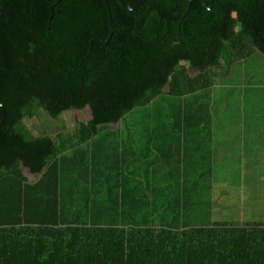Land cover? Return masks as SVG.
Instances as JSON below:
<instances>
[{"label":"trees","instance_id":"obj_1","mask_svg":"<svg viewBox=\"0 0 264 264\" xmlns=\"http://www.w3.org/2000/svg\"><path fill=\"white\" fill-rule=\"evenodd\" d=\"M210 1L106 0L103 46L102 0H0V264H264V227L203 196L217 69L264 56V0ZM85 107L74 145L22 125Z\"/></svg>","mask_w":264,"mask_h":264},{"label":"rangeland","instance_id":"obj_2","mask_svg":"<svg viewBox=\"0 0 264 264\" xmlns=\"http://www.w3.org/2000/svg\"><path fill=\"white\" fill-rule=\"evenodd\" d=\"M239 29L236 27L235 32H238ZM229 52L231 53L232 57L231 59L234 61L236 55H234L235 51L233 49H229ZM256 57L254 59H249L246 61V64H243L242 62L238 64L233 65H227L225 61H220V67L217 69V72L219 73V76L217 80H215V84L219 85L221 83H225L226 86L216 87L222 88V89H232L230 92L235 93L240 91L244 86L252 85L254 87H261L264 88V65L262 66L261 59H264V56L261 55H255ZM261 56V57H260ZM260 58V61H259ZM180 66L183 67L186 70V73L189 76H196L197 71L190 68V65L188 63H180ZM259 71L260 75L258 72ZM227 70V71H226ZM226 73V74H225ZM253 73H258L256 75H253ZM231 77V78H230ZM258 78V79H257ZM214 80V79H213ZM259 82V83H258ZM258 83V84H257ZM232 88H224L227 86H233ZM219 92L215 93V97L219 96ZM238 95H232L231 99L235 101V103H240V100L237 101ZM243 97V96H240ZM248 96H246L247 98ZM222 105L227 110V102L226 100H223ZM253 118L257 117L254 113L256 111L250 110ZM261 111V112H260ZM264 111V105L260 107V109L257 110V115L262 113ZM210 112H213L212 108L210 109ZM37 114H34L31 118H25L22 121V125H24L25 129L32 135V137H39L41 135H47L49 134V138L54 142L57 141V136L59 135L62 140H69V145H74V140L77 139V128L78 125L81 123H86L91 119V113L88 107H85L82 110H70L62 113L57 119L53 120L50 119L41 109L37 110ZM263 114V113H262ZM134 114V112L132 113ZM122 121H119L117 124H110L109 128L111 130L121 129L122 128ZM219 130L220 138L217 137V135H214L215 140V148L218 150L219 146L221 144H226V146H229L231 149V153L229 154L231 156V159H235V162L230 165V167L224 165L222 168L220 166H217L213 169V172L211 173V180L207 182V189L206 192L203 193L204 199L209 200L211 207H215L216 210L221 211L224 206H228L229 204V211L228 213H231L233 218H237V214L240 212V204L243 202L244 199L248 197V193L252 188L257 189V186L264 187V171L260 175L257 173H246L245 176L237 175V171L246 168L247 166L253 167V162H244L242 158H237L242 155L241 151L239 150L238 143L234 142V140H240V134L238 131L240 130V127L236 128V133H233L234 127H217ZM247 130H253V137L258 138L261 135V141L264 143V134H260L257 132L259 127H249L246 128ZM73 141V142H71ZM217 154V152H216ZM107 155V154H106ZM108 156V155H107ZM88 158V157H87ZM111 161H113L114 157L110 156ZM224 160L226 163V159H228V156L223 154L222 152L217 155V158L212 159V161L215 160V164L219 165L221 164L220 161ZM259 160V159H258ZM257 158H254L253 161H256V164H259V161ZM108 162V161H107ZM255 164V165H256ZM245 165V167H244ZM110 166V165H108ZM112 166V165H111ZM82 168L78 167L76 168V172H82L80 171ZM23 174L26 176L28 182H35L39 176L37 175H31L27 172V170L23 169ZM116 173V172H115ZM219 173H222L221 175ZM75 180V176H74ZM244 180H247V182H243ZM243 183H242V182ZM214 188V189H213ZM229 188H232L229 190ZM214 191V192H213ZM244 191L246 192L244 194ZM242 198V201L240 202V197ZM251 198H248L245 200L243 205H246V203ZM214 203V205H213ZM247 210V207L246 209ZM215 212V221L218 222V212ZM245 212V211H244ZM214 218V217H213ZM246 220V217H241L240 221L243 222ZM212 222V219H211ZM229 223V222H225Z\"/></svg>","mask_w":264,"mask_h":264},{"label":"crops","instance_id":"obj_3","mask_svg":"<svg viewBox=\"0 0 264 264\" xmlns=\"http://www.w3.org/2000/svg\"><path fill=\"white\" fill-rule=\"evenodd\" d=\"M263 57V55H262ZM262 66L264 65V59H261ZM218 85H215L214 89ZM235 95H238L237 101L240 100V103H235L234 100L231 99V97H228L226 99L227 102V110L225 111L223 105L221 102L217 103L216 105H212V122H211V142H210V153H211V169L213 172V169L217 166H222L226 165L230 167L231 164L235 162V159H231V156L229 155L231 153V149L229 146H226V144H221L216 150L215 148V138L214 135H217L218 138H220L219 130L217 129V132L215 131L217 127H234L235 129L233 130V133H236V128L240 127V130L238 133L240 134V140H234V142H239L238 143V148L241 151L242 155L237 158H242L244 162H253L254 166L250 167L247 166L244 169L238 170L236 173L237 175L240 176H245L246 173H257L260 175L264 171V143L261 141V135L258 138H254L252 133L253 130H247L246 128L249 127H259L257 130L258 133L264 134V111L257 115V110L260 109L261 106L264 105V88L261 87H254V86H244L240 91L235 93H232ZM220 96L223 95V93L219 94ZM243 96V97H240ZM246 96L247 99H246ZM225 100V98L223 99ZM256 111L254 113L257 117L253 118V115L251 111ZM261 112V111H260ZM123 126V124H122ZM153 127V126H151ZM159 134H154V135H149L148 139L153 140L152 144L157 147L161 143L160 141H157V138ZM171 144V143H170ZM153 145H150V150L154 151L156 150ZM134 146V145H133ZM168 150H171L169 147ZM196 150V149H195ZM134 151V150H133ZM200 151V150H199ZM217 152V154H216ZM222 152L225 154V156H228V159L225 161L222 159L220 161V165L215 164V160L212 161V159L217 158V155ZM198 153V151H196ZM157 155V154H156ZM195 152L194 155L192 156V159H195ZM254 158H257L259 161V164H256V161H253ZM256 164V165H255ZM245 167V165H244ZM211 172V173H212ZM220 175L222 173H219ZM37 181V180H36ZM242 182V181H241ZM243 182H247V180H244ZM242 182V183H243ZM214 189V188H213ZM232 188H229V190ZM214 192V191H213ZM246 192L244 191V194ZM240 197V202L242 201L241 196ZM251 198L246 205H243L246 199ZM243 200V202L240 204V212L237 214V218H233L231 213H228L229 211V204L227 203L228 206H224L221 211H217L215 207H212L211 210V219L213 223L216 224H229L233 226H238V227H245V226H261L264 227V187H259L257 186V189L252 188L250 192L248 193V197ZM214 205V203H213ZM247 207V210H245ZM218 212V217L219 220L216 222L215 219V212ZM245 211V212H244ZM246 217V220L241 222L240 218L241 217ZM214 217V218H213ZM229 222V223H225ZM194 262L197 264L199 260H194ZM193 264V263H192Z\"/></svg>","mask_w":264,"mask_h":264},{"label":"water","instance_id":"obj_4","mask_svg":"<svg viewBox=\"0 0 264 264\" xmlns=\"http://www.w3.org/2000/svg\"><path fill=\"white\" fill-rule=\"evenodd\" d=\"M103 1V5L105 7L106 10V14L108 17V34H107V38L105 40V42L103 43V46H106L107 42L109 41L111 35H112V23H111V16H110V10L108 7V4L106 2V0H102ZM117 3L127 12H136L144 3H146L149 0H138L135 4L128 6L126 5L123 0H116ZM190 4L191 0H187ZM214 0L210 1V4L213 3ZM201 2H203V0H201ZM188 11H186L185 14H187ZM0 110L2 111V117L0 120V128L3 127L4 122H5V117H6V112L4 110V108L0 105Z\"/></svg>","mask_w":264,"mask_h":264},{"label":"flooded vegetation","instance_id":"obj_5","mask_svg":"<svg viewBox=\"0 0 264 264\" xmlns=\"http://www.w3.org/2000/svg\"><path fill=\"white\" fill-rule=\"evenodd\" d=\"M203 3V2H202Z\"/></svg>","mask_w":264,"mask_h":264}]
</instances>
